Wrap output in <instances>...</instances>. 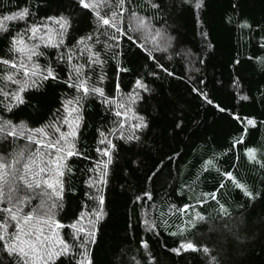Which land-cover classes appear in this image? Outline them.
I'll use <instances>...</instances> for the list:
<instances>
[{
  "label": "snow or ice",
  "instance_id": "6c2138e0",
  "mask_svg": "<svg viewBox=\"0 0 264 264\" xmlns=\"http://www.w3.org/2000/svg\"><path fill=\"white\" fill-rule=\"evenodd\" d=\"M204 7L205 0H0V264H96L93 249L109 215L105 189L122 153L135 157L127 174L142 171L140 185H150L132 198L134 206L140 205L139 228L152 237L161 235L162 228L179 238L169 252L197 254L198 264H236L233 253L244 241L256 231L264 238V215L253 220L257 205H264V142L248 143L255 130L264 128V119L241 117L215 102L205 79L191 75L200 73L197 64H204L196 53H188L185 76L177 77L160 62L178 42L179 34L171 35L178 13L195 14L202 48H213L199 18ZM227 22L242 33L238 43L243 40L250 49L232 61L239 71L231 82L235 96L248 101L242 75L250 67L264 79V25L253 27L247 19ZM165 75L185 80L202 107L227 112L240 124L226 151L204 141L187 179L179 170L164 174L173 159H185L184 152L173 149L169 156L157 149L159 156L152 158L146 147L152 128L149 108L156 110L151 101L159 95L154 85ZM48 87L59 93L54 106L42 100ZM257 91L264 104V90ZM93 102L100 119L94 143L84 147L81 137ZM183 126V114H174V132ZM237 146L257 173L251 183L218 166L228 152L240 160ZM188 148L195 153V142ZM212 171L218 175L212 190L197 191L201 178ZM77 181L79 198L73 186ZM158 186L165 190L159 205L154 196ZM69 194L76 199L70 212ZM174 196L179 200L173 201ZM209 204L212 210L203 211ZM128 228L135 226L129 221ZM192 233L201 241L190 238ZM129 234L135 246L119 249L109 264H157L150 239L139 230Z\"/></svg>",
  "mask_w": 264,
  "mask_h": 264
},
{
  "label": "trees",
  "instance_id": "16d2710c",
  "mask_svg": "<svg viewBox=\"0 0 264 264\" xmlns=\"http://www.w3.org/2000/svg\"><path fill=\"white\" fill-rule=\"evenodd\" d=\"M205 2L206 7L200 10L199 18L203 30L209 33V40L213 44V48L211 50L202 48L201 38L198 35L200 27L196 23L195 14L184 12L181 15L178 13L173 17L172 23V27L176 31L171 32L173 36L179 34L178 42L174 41L173 49L161 55L160 62L174 71L177 77L185 76L188 53H196L204 60V64H197V67L201 68L200 73H191V75L197 79H205L206 91L210 93L215 102L241 117L256 116L258 119H264V104H261V93L257 91V88L264 90V79L257 72H253L249 67L242 75L244 93L251 97L248 101H240L234 94L231 82L239 70L235 69L234 71L232 61L247 55L250 49L243 40L238 43V38L242 33L234 27V23L227 22L229 18H232L233 21L247 19L253 24V27L257 23L264 25V0H205ZM234 3L238 4V9L232 7ZM168 56L172 57L171 61L167 59ZM146 70L140 69L141 72ZM111 74L110 71L109 75ZM124 84L127 85V77L124 79ZM154 87L157 88L159 95L151 101L156 110L153 111L149 108V113L152 116V128L148 133L146 147L151 149L152 158L159 156L157 149H161L169 156L173 155V149L184 152L185 159L183 161L173 159L164 169V174L167 175L171 169L175 175L179 170L181 178L187 179L188 175L194 174V170L189 168L193 155L203 154L204 141H211L210 146L218 152L226 151L229 141L240 130V124L232 119L227 112L220 113L207 105L202 107L195 94L190 92L192 85L185 83V80L165 75L156 81ZM58 94L54 87H48L42 97L45 106H54ZM174 110L176 111L174 112ZM88 111L90 115L86 116L84 134L81 137V145L84 147L94 143L95 121L100 119L97 114L98 106L94 102ZM174 114H183L184 119L183 129H176L175 132L172 127ZM197 122L199 127L196 126ZM192 141L195 142V153L189 151L188 148ZM261 142H264V128L255 130L251 139L248 140L250 145ZM237 151L241 154L239 161H235L234 152H228L227 155L220 158L218 166L222 170H233L238 178H249V183H251L257 173L251 170L247 160L243 157L241 146H237ZM204 158L207 159V156ZM132 159H135L132 153L121 154L110 176L109 185L105 189L109 215L101 222L98 244L93 249L96 264H109L110 260H114L119 249L128 244L135 246L132 235L129 233H134L136 230H139L140 235L145 239H150L157 264H198L197 254L182 252L180 255H176L167 250L176 246L179 238L168 236L162 228L159 229L161 235L155 237L144 233L139 228L137 217L140 205L134 206L132 198L134 194H140V187L150 189V185L147 183L140 185L139 177L143 176L142 171L131 176L127 174ZM144 159L151 167L150 158L145 155ZM165 163H167L166 158ZM233 163H236L235 169H231ZM217 180L218 175L215 171L206 173L201 178L197 191L212 190ZM73 186L77 187V198H79L81 192L79 182L77 181ZM69 196L66 204L68 212L76 203V199L72 198L71 194ZM154 196L156 197L155 202L159 205L160 198L165 196L164 188L158 186ZM184 199L187 200V195ZM177 200L179 197L174 196L173 201ZM212 207L211 204L206 205L203 211H211ZM162 210L167 211L166 208H162ZM261 215H264V205L258 204L253 220L255 221ZM129 221L135 226L134 229L128 228ZM169 222L173 223L174 221L170 220ZM189 236L197 242L201 241V236L198 234L192 233ZM233 259L236 264H264V238L261 236V231H256L252 238L244 241L243 246L234 251Z\"/></svg>",
  "mask_w": 264,
  "mask_h": 264
}]
</instances>
